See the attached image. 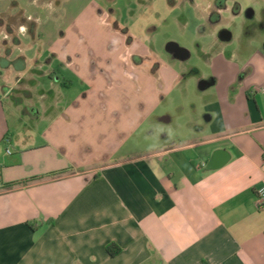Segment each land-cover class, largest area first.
Wrapping results in <instances>:
<instances>
[{
  "label": "crops",
  "instance_id": "crops-1",
  "mask_svg": "<svg viewBox=\"0 0 264 264\" xmlns=\"http://www.w3.org/2000/svg\"><path fill=\"white\" fill-rule=\"evenodd\" d=\"M48 3L0 0V31L8 36L0 40V264H264V212L257 209L263 50L212 54L218 41L233 37L214 35L204 54L211 74L198 77L210 99L207 126L169 146L130 151L137 127L155 117L159 91L143 89L154 94L132 106L123 96L104 102L95 76L85 75L91 93L81 106L62 103L71 88L63 72H82L83 58L44 17ZM67 12L56 19L68 20ZM16 17L26 22L11 24ZM88 55L93 65L94 51ZM148 55L134 57L133 67L158 73L166 88L186 77V67L176 65L190 54L171 56L166 66ZM90 97L94 103L83 107ZM79 112L92 113L91 120L99 113L95 122L107 129L74 135Z\"/></svg>",
  "mask_w": 264,
  "mask_h": 264
},
{
  "label": "rangeland",
  "instance_id": "rangeland-1",
  "mask_svg": "<svg viewBox=\"0 0 264 264\" xmlns=\"http://www.w3.org/2000/svg\"><path fill=\"white\" fill-rule=\"evenodd\" d=\"M43 1L49 2L41 8L46 20L51 21L55 27L59 26L60 37V34L65 32L70 44L77 47L79 55L83 58L79 65L82 72L78 68L75 71L63 72L71 88L67 94L65 92L64 99L61 98L62 103L68 101L70 104L78 103L79 107L81 106L83 97L91 93V84L81 77L85 75L95 76L93 83L99 84L98 91L104 102L109 100L117 103L120 96H123L127 104L132 106L137 103L138 97L149 99L154 94L144 92L143 89L159 91L154 102L157 104L155 117L147 119L137 127L138 133L126 144L130 151L169 146L173 142L200 135L201 129L207 126L206 116L209 114L205 106L210 99L206 95L207 92L200 89L198 77L202 75L207 79L211 74L206 62L209 56L205 57L204 54L215 43L214 35L219 36L223 31H230L233 37L224 43L218 41V46L212 54L220 49L245 51L247 48L249 52L252 45L256 46L252 51L259 48L264 52V0H228L227 11L220 14L214 10L215 0ZM66 10L68 20L62 22L56 19L55 16L59 17V14ZM70 13H75L72 16L74 17L72 24L69 21ZM7 22L9 23V20ZM24 22L26 21L21 17H16L12 18L11 24L17 26ZM67 24L69 27H66ZM33 28L34 22L30 21V34ZM108 28L111 30L108 31ZM3 36L4 29L0 31V40ZM169 42H175L188 50L191 58L185 62H177L176 65L186 67L188 73L186 77L184 76L185 78L173 87L166 88L163 77L158 73L150 77L144 69L134 68L133 58L138 55L146 56L147 51L150 55L148 57L157 58L166 66L171 61V56L166 52ZM90 49L95 53L93 65L88 55ZM29 51L31 53V48ZM86 56L88 58L84 61ZM100 71L109 74L108 78L104 80L99 77ZM36 100L34 102L38 106ZM92 102L94 103V100L90 97L82 106L85 107ZM119 113L122 117L130 116L121 111ZM91 116L92 113L89 112L78 113L76 130L73 127L74 135L83 137L91 135L90 132L93 133L95 129L99 131L107 129L109 123L95 122L101 117L99 113L94 120H91ZM162 118H169L170 122H163ZM13 130H17L15 133L17 138L24 134L18 126ZM8 134L7 136L12 135Z\"/></svg>",
  "mask_w": 264,
  "mask_h": 264
},
{
  "label": "flooded vegetation",
  "instance_id": "flooded-vegetation-1",
  "mask_svg": "<svg viewBox=\"0 0 264 264\" xmlns=\"http://www.w3.org/2000/svg\"><path fill=\"white\" fill-rule=\"evenodd\" d=\"M227 1L228 0H215V2H214V10H216L219 14L221 13V12H225V11H227V7H226V3H227ZM213 22V21H212ZM229 35V33L227 32V31H223L222 33H220V35H219V38L220 37H223L224 35ZM169 44H175V45H177V46H175V45H173V47H172V49L173 50H169L168 49V47H167V49H166V52H167V54H169L170 56H172V57H178V58H182L183 57V55H184V53L182 52L181 54H180V49L182 48V47H180L177 43H175V42H169L168 44H167V46L169 45ZM182 49H184V48H182ZM188 54H190V52L188 51V53H187V55ZM191 55V54H190ZM214 82V81H213Z\"/></svg>",
  "mask_w": 264,
  "mask_h": 264
},
{
  "label": "built area",
  "instance_id": "built-area-1",
  "mask_svg": "<svg viewBox=\"0 0 264 264\" xmlns=\"http://www.w3.org/2000/svg\"><path fill=\"white\" fill-rule=\"evenodd\" d=\"M257 209L260 212H264V183L262 187L257 191Z\"/></svg>",
  "mask_w": 264,
  "mask_h": 264
},
{
  "label": "water",
  "instance_id": "water-1",
  "mask_svg": "<svg viewBox=\"0 0 264 264\" xmlns=\"http://www.w3.org/2000/svg\"><path fill=\"white\" fill-rule=\"evenodd\" d=\"M249 16H251V15H249ZM223 39H226V40L229 39V35H227V34L224 35V36H223ZM173 45H175V44H169V45L167 46L168 49H169V50H173V49H172ZM175 46H177V45H175ZM180 50H181V51H180V54H181L182 52L184 53L182 59L186 58V57H187L186 50H185V49H182V48H181ZM200 86L202 87L203 85L201 84Z\"/></svg>",
  "mask_w": 264,
  "mask_h": 264
},
{
  "label": "clouds",
  "instance_id": "clouds-1",
  "mask_svg": "<svg viewBox=\"0 0 264 264\" xmlns=\"http://www.w3.org/2000/svg\"><path fill=\"white\" fill-rule=\"evenodd\" d=\"M49 7H51V6L49 5ZM29 19H31V17H29ZM26 31H27L26 26L21 25L20 28H19V32H20V34H24V33H26ZM4 38H5V39L8 38V37H7V34H5ZM169 134H171V133H169Z\"/></svg>",
  "mask_w": 264,
  "mask_h": 264
},
{
  "label": "trees",
  "instance_id": "trees-1",
  "mask_svg": "<svg viewBox=\"0 0 264 264\" xmlns=\"http://www.w3.org/2000/svg\"><path fill=\"white\" fill-rule=\"evenodd\" d=\"M112 249H113V247H111V246L108 247V252L111 254V256H113V250ZM117 252H118V250H117Z\"/></svg>",
  "mask_w": 264,
  "mask_h": 264
}]
</instances>
